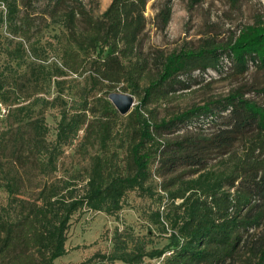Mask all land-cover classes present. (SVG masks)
Returning a JSON list of instances; mask_svg holds the SVG:
<instances>
[{"label": "trees", "instance_id": "16d2710c", "mask_svg": "<svg viewBox=\"0 0 264 264\" xmlns=\"http://www.w3.org/2000/svg\"><path fill=\"white\" fill-rule=\"evenodd\" d=\"M147 1L110 0L94 15L81 0H50L62 11L67 43L61 66L54 64L52 72H87L93 92L79 96L74 112L60 92L51 100L39 95L50 81V70L24 59L23 35L17 30L31 28L30 16L17 21L0 10V27L5 23L9 33L0 32V105L7 107L0 121H9L0 126V180L9 202L22 204L18 213H0V264H53L67 253L70 219L77 210L114 214L130 190L153 196L148 182L154 175L161 178L168 210L157 207L148 216L163 232V220H169L173 230L167 243L147 249L144 235L115 227L109 251H97L76 264H142L146 257L159 259V264H264V103L247 97L243 83L167 117L157 118L148 109L188 88L193 71H220L224 55L233 74L242 75L250 66L260 72L255 92L264 95V21L241 26L225 43L208 40L196 48L144 56L140 43ZM157 15L166 26L168 1ZM115 90L140 97L126 116L108 99ZM56 101L62 102L59 119L55 138L48 140L42 112L32 116L26 111H43ZM182 127L183 133L167 136ZM22 128L26 130L20 132ZM124 129L126 135L118 141ZM81 130L74 153L89 158L82 183L56 178L42 185L28 204L18 199L16 169L35 164L55 172L58 156ZM237 148L242 151L230 168L210 167L211 160L231 156Z\"/></svg>", "mask_w": 264, "mask_h": 264}, {"label": "rangeland", "instance_id": "374dc122", "mask_svg": "<svg viewBox=\"0 0 264 264\" xmlns=\"http://www.w3.org/2000/svg\"><path fill=\"white\" fill-rule=\"evenodd\" d=\"M81 1L94 15H99L110 2V0ZM167 1L171 6V16L168 24L163 26L157 13L164 4H167ZM193 2L194 0L147 1L145 8L146 27L140 43L142 55L151 57L155 53H169L179 49L196 48L204 45L208 40L225 43L231 37L238 35L241 26L253 24L260 20L264 21V0H201L196 3ZM15 5L16 8H14ZM0 10L3 14L10 15V18L17 21L22 17L30 16L29 18L32 19L31 28L26 29L25 33L23 26L17 30L21 31L23 35L22 41L26 48L24 59L27 62L34 61L43 64L50 70V81L44 82L39 95L41 98L51 100L60 92L66 107H71L70 112H74L79 96L91 95L93 92L89 90V84L86 80L87 72L78 75L68 71L67 68H63L66 72L60 76L52 72L56 71L54 64L61 66L62 58L60 55L67 46L62 11L59 8H53L50 0H0ZM4 29H6L5 23L1 25L0 32L8 35L7 29ZM11 29L13 30V27ZM30 78L35 79L32 75ZM261 79L262 74L252 66L242 75L233 74L230 60L224 55L221 60L220 71L213 69H208L205 72L193 71L188 80V88L177 90L176 95L171 99L151 104L148 109L153 111L152 114L157 118L167 117L169 114L183 111L193 105H201L210 98L224 96L243 83L247 97L264 103V95L255 92ZM115 91L122 92L121 90ZM125 93L133 96L134 104L130 109L132 111L135 105L139 104L140 97L138 94L129 91ZM60 101H56L54 104H45L43 111H26L32 116L42 112L48 128L46 134L48 140L55 138V128L59 119V105L62 104ZM0 107H6V105L3 104ZM141 110L145 111L144 108ZM6 113V110L0 109V119H3ZM144 115L149 117L146 113ZM8 123L9 121L6 123L0 121V126L8 125ZM203 127H207V122L204 123ZM182 128L167 136L175 137L177 134L183 133L186 128ZM24 130L26 129L22 128L20 132ZM126 132V129L119 132L118 141L125 137ZM82 135L83 131L81 130L73 144L64 147V153L57 158V170L55 172H46L35 164L29 168L18 167V169L11 166V169H16L17 172L15 174L17 191H14V194L19 197L18 199L25 201L24 204H28L37 196L42 185L54 181L56 178L67 181L84 178L89 167L88 154L82 157L74 153ZM10 150L11 148H8L6 153ZM241 151V148H237V153L234 151L231 156L226 155L211 160L210 167L215 170L230 168L236 159V155H239ZM121 158L122 154H120ZM160 181L161 178L154 175L148 182L151 191L154 192L153 196L136 189L128 191L124 197L122 208L114 214L85 208L77 210L70 219L66 240L67 253L55 259L53 264H76L87 260L97 251H109L111 236L115 227L119 229L128 228L135 235H144L147 240V249L164 246L168 241L167 236L173 230L169 220L164 218L165 232H163L162 228L153 223L148 216L150 211L157 207L164 212L168 210L167 196L160 188ZM3 183L0 180V213H3V209L7 210V214L18 213L22 204L20 205L17 201L9 202L11 197L4 189ZM160 195L163 197L162 200L159 199ZM242 251L239 252L238 256L242 254ZM142 264H159V259L146 257Z\"/></svg>", "mask_w": 264, "mask_h": 264}, {"label": "water", "instance_id": "95a60500", "mask_svg": "<svg viewBox=\"0 0 264 264\" xmlns=\"http://www.w3.org/2000/svg\"><path fill=\"white\" fill-rule=\"evenodd\" d=\"M108 99L121 115L127 114L134 104L133 96L125 92L113 91L109 93Z\"/></svg>", "mask_w": 264, "mask_h": 264}, {"label": "built area", "instance_id": "2783aa9c", "mask_svg": "<svg viewBox=\"0 0 264 264\" xmlns=\"http://www.w3.org/2000/svg\"><path fill=\"white\" fill-rule=\"evenodd\" d=\"M0 106H2V105H0ZM0 108H1L2 110H5L4 107H0Z\"/></svg>", "mask_w": 264, "mask_h": 264}]
</instances>
